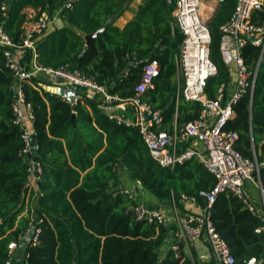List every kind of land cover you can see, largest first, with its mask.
<instances>
[{
    "label": "trees",
    "instance_id": "16d2710c",
    "mask_svg": "<svg viewBox=\"0 0 264 264\" xmlns=\"http://www.w3.org/2000/svg\"><path fill=\"white\" fill-rule=\"evenodd\" d=\"M62 1L0 0V26L18 44L28 21L25 7L35 10V18L42 10L52 14ZM131 1L78 0L63 9L59 16L64 23L38 38L35 61L45 67L71 64L94 74L109 92L127 98L145 59H157L160 72L145 98L162 114L159 129L170 132L195 118L200 108L197 101L176 100L180 86L176 59L183 34L175 26L174 3L142 0L123 27L115 25ZM236 1H220L208 23L210 57L217 67L206 82L209 98L232 76L231 66L219 51V27ZM251 19L264 24V8H255ZM102 26L86 44L85 35ZM242 51L250 68L259 60L252 99L248 94L242 96L224 129L238 133L236 151L249 158L254 154L260 162L264 159V50L247 43ZM32 55L26 52V65ZM15 80L0 47V264L7 259L8 243L19 244L30 224L40 227L38 243L22 247L21 264H213L212 260H197L194 249V260L182 250L178 257L170 250L160 258L165 227L135 220L126 209L135 200L117 189L123 186L118 171L125 170L159 202L171 198L182 206L180 197L185 194L204 206L206 200L198 192L211 189L214 176L195 158L173 168L159 165L138 131L110 119L101 100L80 93L73 108L55 93L58 84L41 73L21 82L33 115L31 158L40 168L37 189L30 193L26 215H21L30 171L21 131L13 122ZM259 180L264 189V166L259 167ZM210 219L235 257L234 264H244L250 257L264 264V220L260 216L224 191L216 194Z\"/></svg>",
    "mask_w": 264,
    "mask_h": 264
},
{
    "label": "built area",
    "instance_id": "2783aa9c",
    "mask_svg": "<svg viewBox=\"0 0 264 264\" xmlns=\"http://www.w3.org/2000/svg\"><path fill=\"white\" fill-rule=\"evenodd\" d=\"M78 0H63L50 14L42 10L33 19L23 24L21 42L14 43L0 26V47L3 48L5 65L15 76V99L12 103L13 122L21 131L25 148L23 154L29 163L30 175L36 180L40 172L38 162L28 157L32 137L31 106L25 101L21 82L24 79L41 73L45 78L53 80L57 86H65L85 96L84 90L92 91L101 102L109 106L130 105L132 117L114 110L107 112L110 119L135 128L147 147L150 156L161 166L173 168L187 159L195 158L210 172L216 182L211 189L199 190V196L206 204H197L193 196L182 194L181 205L171 199V204L152 203L143 198L138 199L136 192L126 186H120L117 192L134 199L128 204L127 212L135 220L148 224L162 225L166 236L159 249V257L172 251L175 257L180 256V250L191 260V250H196L197 242L207 250L201 259L213 264H234L235 257L225 240L215 230L210 219V208L219 192H229L236 196L253 214L264 220V189L259 180V167L264 166L253 154L252 158L242 156L234 148L238 133L225 130L226 122L234 115V105L248 94L252 99L254 83L259 60L253 68L246 63L242 48L251 43L264 50V24L252 21L255 8H264L263 0H237L227 21L220 25L219 51L224 56L227 65L232 68V76L227 84L221 83L213 98L207 97L205 86L208 78L217 73V67L210 57V31L207 20L212 15L217 4L222 0H212L214 8L206 5V0H169L174 3L173 15L175 26L183 34L179 56L176 59V78L180 86L176 100H194L199 102L198 114L178 127L168 132L159 129L163 118L160 110L154 109L145 98L146 91L153 86V80L159 75L160 66L155 58H146L141 67L139 79L133 87V93L122 98L108 91L106 84L96 80L95 75L82 71L71 64H61L57 67H45L35 61V47L38 38L44 34L54 15H60L63 9H70ZM15 50L33 53L26 65L24 60L15 57ZM24 55V56H25ZM26 57V56H25ZM124 71L123 75H126ZM247 183L253 184L259 197L258 203L253 201L248 192ZM40 227L30 224L25 233L19 237V244L10 241L4 264H20L15 260L16 249L26 243H38ZM23 262V261H22ZM244 264H260L255 257L248 258Z\"/></svg>",
    "mask_w": 264,
    "mask_h": 264
},
{
    "label": "crops",
    "instance_id": "0c3cea01",
    "mask_svg": "<svg viewBox=\"0 0 264 264\" xmlns=\"http://www.w3.org/2000/svg\"><path fill=\"white\" fill-rule=\"evenodd\" d=\"M142 0H132L127 9L123 11V13L115 20V25L119 26V27H123L124 24L135 14L136 10H137V5L141 2ZM24 11L27 13V16H28V20L30 19H33L34 15H35V10L30 7V6H27L24 8ZM30 21H28V23L25 24V26H27L29 24ZM64 22L60 19V16L59 15H54L50 21V23L48 24L47 26V29L45 32L47 31H50L52 30L53 28L63 24ZM15 57L18 59V60H24L25 58V53L22 51V50H15ZM25 55V56H24ZM53 81V80H52ZM56 87V86H55ZM47 88V86L45 87ZM84 93H85V96H89L91 98H95L97 99V96L90 90H84ZM111 110H114L118 113H122V114H125L127 115L128 117H132V112L130 111V109H127L125 107V105H121V106H109L106 108V112H109ZM122 173V174H121ZM118 174H119V177L120 179L122 180L123 182V186H126L128 187L129 189L133 190L136 192V195H138L139 198H143L144 200H147L149 202H152V203H158V199L153 196L151 193H149L147 190L143 189L141 190V193L140 195L138 194V190L136 188V180H134L132 177H130V175L128 174V172H126L125 170H120L118 171ZM247 190L248 192L251 194L252 198H253V201L258 203L259 201V197L257 195V193L255 192V187L253 186V184L251 183H247ZM36 184H35V180L34 178L30 175L29 179H28V191L26 193V196H25V199H24V202H25V208H24V211L21 213V215H26V212H27V207H28V200H29V196H30V193L31 191L34 192L36 191ZM138 198V199H139ZM160 203V202H159ZM196 246V253L198 254V257L199 258H203L204 255L206 254L207 250L205 249V247L202 245V243L200 242H197L195 244ZM22 246L18 247L16 249V252H15V260L16 262H19L21 264V262L23 261L22 260V257H21V254H22Z\"/></svg>",
    "mask_w": 264,
    "mask_h": 264
},
{
    "label": "water",
    "instance_id": "95a60500",
    "mask_svg": "<svg viewBox=\"0 0 264 264\" xmlns=\"http://www.w3.org/2000/svg\"><path fill=\"white\" fill-rule=\"evenodd\" d=\"M217 7H218V4L216 5L215 10H214V12L212 13V15H211V16L209 17V19L207 20V23H209V21L212 19L213 15H214V13H215V11H216V9H217ZM102 30H103V26L100 27V28H98V29L93 30V31L90 32L89 34H86V35H85V41H86V44L89 42V40H90L91 38L95 37V36L97 35V33H99V32L102 31ZM55 93H56L57 95H60L61 97L65 98V99H67V101H68L69 103H71L72 107L75 108L76 100H77L78 97H79V96H78V93H77L76 91L72 90L71 88L65 87V86H56V91H55ZM34 139H35V135L32 134V137H31V147H30V151H29L28 154H27L28 157H31V153H32V151L34 150V147H33ZM136 188H137V190H138V192H139L138 194L140 195L141 190H142V187H141V185H140L138 182H136ZM137 196H138V195H137ZM138 198H139V197H138ZM139 199H141V198H139ZM171 201H172L171 198H168V199H162V200H161V203H162V204H171Z\"/></svg>",
    "mask_w": 264,
    "mask_h": 264
},
{
    "label": "rangeland",
    "instance_id": "374dc122",
    "mask_svg": "<svg viewBox=\"0 0 264 264\" xmlns=\"http://www.w3.org/2000/svg\"><path fill=\"white\" fill-rule=\"evenodd\" d=\"M205 3H206V5H208V6H210V7H213V8H214V6H215V3H214L212 0H206ZM125 107H126L127 109H129V108H130V105L125 104ZM121 174H122V173H121Z\"/></svg>",
    "mask_w": 264,
    "mask_h": 264
}]
</instances>
